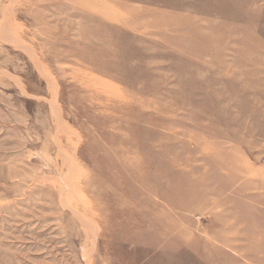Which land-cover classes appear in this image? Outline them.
<instances>
[{
    "label": "rangeland",
    "instance_id": "374dc122",
    "mask_svg": "<svg viewBox=\"0 0 264 264\" xmlns=\"http://www.w3.org/2000/svg\"><path fill=\"white\" fill-rule=\"evenodd\" d=\"M0 264H264V0H0Z\"/></svg>",
    "mask_w": 264,
    "mask_h": 264
},
{
    "label": "bare ground",
    "instance_id": "6f19581e",
    "mask_svg": "<svg viewBox=\"0 0 264 264\" xmlns=\"http://www.w3.org/2000/svg\"><path fill=\"white\" fill-rule=\"evenodd\" d=\"M261 218V217H260ZM262 219V218H261Z\"/></svg>",
    "mask_w": 264,
    "mask_h": 264
}]
</instances>
